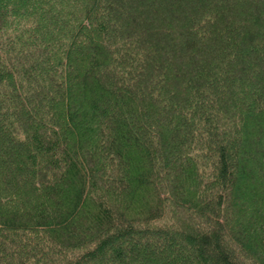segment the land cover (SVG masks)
I'll return each instance as SVG.
<instances>
[{
  "label": "trees",
  "instance_id": "obj_1",
  "mask_svg": "<svg viewBox=\"0 0 264 264\" xmlns=\"http://www.w3.org/2000/svg\"><path fill=\"white\" fill-rule=\"evenodd\" d=\"M0 264H264V0H0Z\"/></svg>",
  "mask_w": 264,
  "mask_h": 264
}]
</instances>
